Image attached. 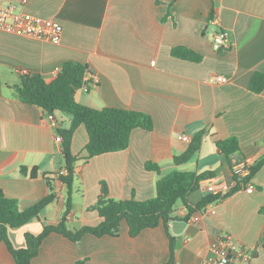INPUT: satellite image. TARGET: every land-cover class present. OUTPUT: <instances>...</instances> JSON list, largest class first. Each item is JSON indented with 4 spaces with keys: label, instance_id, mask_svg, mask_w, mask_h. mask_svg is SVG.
Listing matches in <instances>:
<instances>
[{
    "label": "crops",
    "instance_id": "0c3cea01",
    "mask_svg": "<svg viewBox=\"0 0 264 264\" xmlns=\"http://www.w3.org/2000/svg\"><path fill=\"white\" fill-rule=\"evenodd\" d=\"M15 4L32 16L63 26L60 43L17 35L0 29V189L17 198L25 209L49 194L45 177L56 187L57 198L38 218L9 236L17 248L25 246L26 232L38 234L43 225L57 224L66 209L67 188L59 179L65 168L63 144L47 120V111L22 102L16 92L21 71L52 81L68 61L81 62L99 79L80 103L102 109H135L149 113L154 129L136 128L128 148L79 160L72 209L66 222L71 230L98 225L102 218L89 210L102 183L116 199L147 200L156 195L157 181L174 170L212 172L188 200L194 206L205 196L208 179L232 181L233 166L254 165L264 156V90L255 93L250 81L264 73V0H0ZM225 31L229 44L219 50L214 36ZM184 46L202 55L193 61L176 57L172 49ZM222 75L225 82H215ZM69 128L72 116L55 113ZM205 131L200 150L186 163L183 154L193 137ZM186 135L190 140H183ZM237 137L240 149L228 158L217 140ZM89 135L85 125L74 132L71 151L85 156ZM160 171L148 170L147 162ZM38 166L36 177L21 166ZM252 192L240 186L231 195L194 211L189 218L183 201L176 205L169 232L175 239V264H204L215 256L212 242L230 236L251 259L264 264V165L251 176ZM199 215V220H193ZM170 238L163 224L137 236L126 220L117 236L87 233L78 241L61 233L49 234L31 264H165ZM0 264H17L7 244L0 242ZM232 264H245L234 253Z\"/></svg>",
    "mask_w": 264,
    "mask_h": 264
},
{
    "label": "trees",
    "instance_id": "16d2710c",
    "mask_svg": "<svg viewBox=\"0 0 264 264\" xmlns=\"http://www.w3.org/2000/svg\"><path fill=\"white\" fill-rule=\"evenodd\" d=\"M176 57L193 61L202 60V55L184 46L172 49ZM89 67L81 62H66L57 76L50 82L40 74H27L22 76L21 83L17 85L16 92L19 99L28 104H36L48 113L65 112L72 116L69 128L59 126L58 132L63 141V155L65 168L59 173V179L67 188L66 209L57 224H44L40 233L26 232L24 235L25 246L15 247L9 231L19 228L38 218L41 212L57 198L56 187L53 179L45 174L49 194L35 202L33 205L21 209L17 198H10L0 189V242L4 241L13 254L17 264H31V260L38 254L42 241L51 233L57 232L78 241L87 233L98 237L104 235L117 236L120 233L121 223L126 220L129 225V233L132 237L137 236L142 230L154 228L163 224L170 238V258L165 264H175V239L169 232V223L175 219L174 213L179 201L187 206L189 218L194 211H204L206 206L224 197L207 195L196 205H192L188 197L200 187L202 180L212 176V172L196 173L174 170L157 181L156 195L147 200L135 198L116 199L109 195L108 186L102 183L101 192L97 201L89 207V210H97L102 221L98 225H85L77 230L67 227V220L72 209L75 183L77 180L76 166L79 160L89 159L109 152H116L128 148L134 129H154L153 117L144 111L135 109L106 107L93 108L77 101L76 92L87 84L85 79ZM250 89L255 93L264 90V73L255 72L250 81ZM85 125L89 141L86 145L85 156L75 155L71 151V141L75 130ZM205 131L198 132L188 147L180 155L175 156L177 165L188 162L200 150ZM221 152L228 158L232 153L240 149L237 137H230L216 141ZM264 165V156L251 167V176ZM148 170L160 171V166L151 161L146 163ZM39 168L21 166L23 174L31 177L38 175Z\"/></svg>",
    "mask_w": 264,
    "mask_h": 264
},
{
    "label": "built area",
    "instance_id": "2783aa9c",
    "mask_svg": "<svg viewBox=\"0 0 264 264\" xmlns=\"http://www.w3.org/2000/svg\"><path fill=\"white\" fill-rule=\"evenodd\" d=\"M0 29L17 34L30 37H36L51 41L53 43H60L63 26L62 24L52 20L38 16H32L19 10L15 4L2 5L0 4ZM228 34L221 30L214 36L213 46L216 50L228 46ZM23 75H27L24 69L21 71ZM85 79L87 84L82 88L86 92L98 86L99 79L96 74L90 71L86 74ZM226 77L217 75L214 77L215 82H225ZM47 120L53 128L57 130L55 140L62 142L63 138L58 132L60 126L55 113H47ZM183 140H190L186 135H181ZM251 167L252 164L248 161H242L233 166L234 179L232 181L220 180L210 178L205 185L206 192L210 195H218L224 197L230 192L238 189L240 186L245 187L248 192L255 189V185L251 182ZM206 209L203 211L205 212ZM199 215H194L193 220H199ZM211 250L215 256L205 261L204 264H232L234 261V253L237 252L243 263H248L251 259L249 251L241 248L232 237L226 236L216 239L212 242Z\"/></svg>",
    "mask_w": 264,
    "mask_h": 264
}]
</instances>
